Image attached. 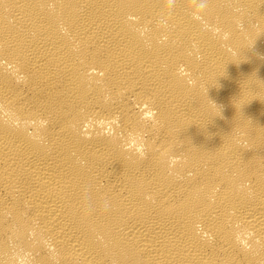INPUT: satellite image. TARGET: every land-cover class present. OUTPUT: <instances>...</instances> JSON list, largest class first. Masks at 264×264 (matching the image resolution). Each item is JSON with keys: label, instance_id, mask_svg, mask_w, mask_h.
<instances>
[{"label": "bare ground", "instance_id": "obj_1", "mask_svg": "<svg viewBox=\"0 0 264 264\" xmlns=\"http://www.w3.org/2000/svg\"><path fill=\"white\" fill-rule=\"evenodd\" d=\"M0 264H264V0H0Z\"/></svg>", "mask_w": 264, "mask_h": 264}]
</instances>
